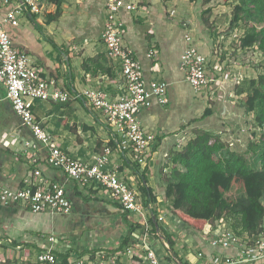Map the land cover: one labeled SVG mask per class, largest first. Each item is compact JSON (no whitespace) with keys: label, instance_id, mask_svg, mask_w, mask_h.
<instances>
[{"label":"crops","instance_id":"1","mask_svg":"<svg viewBox=\"0 0 264 264\" xmlns=\"http://www.w3.org/2000/svg\"><path fill=\"white\" fill-rule=\"evenodd\" d=\"M101 1L89 0L87 4L85 0H60L58 3L52 4L49 0H40L39 13L20 15L15 26L7 27L8 34L12 45L23 51L44 75L52 78L56 88L69 95L70 99L66 103H60L52 97L44 102H35L33 113L40 121L41 126L74 158L88 159L96 152H100L103 147H110L111 158L118 166L119 173L126 179L136 177L137 181H142L140 174L144 173L146 186L154 192L152 199L148 198L150 203L154 208L163 209L162 205H164L165 209V206L169 207L170 200L164 198L160 193L155 194V190L166 186L165 182H159V175L153 179L156 176L155 172H160L163 165V163L160 164V161H163L162 159L168 155L170 149L179 148L184 141L189 139L187 136L189 127L220 134L222 141L230 143L233 147L239 146V144H235L237 143L234 140L236 134H231L230 124L231 117H234L240 109L230 101H222L223 94L220 92L223 89L222 84L212 86V92H209L211 95L216 92L217 99L211 98L208 92L204 96L201 92L203 102L198 98H193L194 94H192L185 73L180 69L181 56L187 46L185 35L190 34L193 44L197 46L196 40L199 39L198 34L202 33V31L200 32L202 24H193L194 17L192 15V22H178L175 19L176 11L179 10L181 13L184 10L181 7V9L178 8L176 0H124L132 4L134 9L126 12L128 13V24L124 25L123 44L134 50L145 75L149 76L148 79H161L168 83L169 98L167 106L154 104L140 112V124L147 133L154 137V141L148 149L146 166L143 170L130 164L128 158L118 152L117 141L113 138L112 129L104 116L86 105L82 99L74 98L82 90L96 86L105 88L110 94H116L121 84L118 67L105 57V47L101 38H91L96 33L94 28L98 25V16L94 10L98 6V2ZM0 14H3V10H0ZM85 30H88V34L82 36ZM151 49L154 51V56L148 61L146 55ZM77 53L79 54L76 55ZM91 58H99L104 61V64L101 63L103 67H99L100 64L97 63V60L93 62ZM107 68L110 69L109 74L105 71ZM224 87L223 93L228 92L229 88ZM52 90L50 87L49 91ZM208 101H216L215 106L220 108V115L212 110L211 115L189 126L191 124L188 122H191L192 118L201 117L203 110L209 107ZM237 116L236 120L246 117V114ZM220 119L224 121L222 120V122ZM240 123V121L237 122L241 128L243 124ZM0 133H6L15 140L32 138L30 131L21 125L20 119L6 102L0 105ZM1 139L2 137H0ZM111 140H114L116 145H111ZM39 147L40 161L45 158V149L40 144ZM7 149L15 156L14 148ZM38 164L41 166L43 174L62 181L59 171L46 166V163ZM17 165L12 161L6 162L2 167V174L9 179H14L17 175ZM148 169H152L151 177H149V179L152 178V181L150 182L149 179L147 180ZM140 199L142 202H147L146 196L141 195ZM7 207L0 209V226L11 224L10 230H25L36 226L39 216H30L21 209ZM111 208L109 209L113 210L115 215L114 209ZM79 210L82 209L76 210V213ZM106 210V205L101 204L95 210L96 212L77 213L76 216L82 217L84 219L82 221L87 223L74 224L70 227H67V224H62L64 222H56L55 215H49V224H41V229L48 226L47 230L50 232L65 230V233L70 231L73 236L78 235L82 239L85 238L83 245H89L87 248L92 249L99 241L109 243L108 236L112 233L109 227L111 222L117 221V217H110ZM103 211L107 213H103ZM155 211L157 210L155 209ZM92 221H96L94 226L90 225ZM9 234L12 237H19V234L15 232ZM173 237L177 240L179 238L177 242L181 238L185 240V243L181 244L183 249H179L181 246H177L179 257L183 263L208 264L211 260L214 249L203 239L201 232L191 236L177 228ZM30 244L32 245L28 247H31L32 251H36L37 248L33 247L35 243L31 242ZM116 247L117 243L111 245L108 253L114 251ZM83 248L77 247L76 249L83 251ZM197 250L203 253L201 258L194 256ZM220 252L224 255H235V251L232 249H224ZM173 261L174 264L182 263L176 258ZM132 264L145 263L132 262Z\"/></svg>","mask_w":264,"mask_h":264},{"label":"built area","instance_id":"2","mask_svg":"<svg viewBox=\"0 0 264 264\" xmlns=\"http://www.w3.org/2000/svg\"><path fill=\"white\" fill-rule=\"evenodd\" d=\"M39 3L40 0H0V10H3V14H0V105L8 103L32 137L16 141L15 156L28 162L30 168L17 189L0 185V205H14L33 213L69 214L72 203L65 195L64 185L72 181L81 190L96 191L102 198L120 204L129 212V222L136 229L130 233L132 242L123 252H98L94 257H74L71 254L68 264H132L135 258L140 263L163 264L171 254L168 243L163 239V230L169 234L176 231L169 218L171 206H165L164 209L162 205L163 210L154 208L148 198L145 199L147 202H142V182H138L136 177L126 179L119 173L118 166L111 158L110 147H103L88 159L74 158L41 126L33 113L35 102H44L52 97L60 103H66L70 99L68 93L55 87L52 78L44 75L23 51L12 45L8 34L7 27L15 26L20 15L39 13ZM120 8L131 10L134 6L124 0H106L104 30L101 34L105 57L118 67L120 73L118 92L110 94L105 88L96 86L82 90L74 98L82 99L86 105L104 116L117 141L118 152L128 158L130 164L143 170L154 137L140 124L139 114L154 104L163 107L168 105V83L144 77L135 53L123 44ZM185 40L187 46L181 56L180 69L184 71L194 92H198L207 83L206 62L192 38L185 35ZM147 55L152 58L154 51L149 50ZM50 87L52 91H49ZM0 144L10 148L7 140H0ZM39 144L45 149V163L51 169L59 171L62 181L43 174L38 164ZM151 219L155 225L160 224V228L156 226L154 230ZM237 232L226 219L204 225L201 231L203 239L214 249L208 264H248L264 258V231L258 234ZM179 242L184 244V238ZM2 243H5L3 247L10 246L12 240L7 238L0 241ZM57 245H61L59 238L51 234L47 237L45 246L35 249V256L32 257L28 251L26 258L23 253L17 262L5 258L0 260V264H5L6 261H11L9 264H61L55 248ZM21 248L22 246H17L14 249ZM224 249L234 250L235 255L221 254L220 251ZM202 255L200 250L194 253L196 258H201ZM169 260L167 264L171 263Z\"/></svg>","mask_w":264,"mask_h":264},{"label":"trees","instance_id":"3","mask_svg":"<svg viewBox=\"0 0 264 264\" xmlns=\"http://www.w3.org/2000/svg\"><path fill=\"white\" fill-rule=\"evenodd\" d=\"M49 1L54 4L60 0ZM85 1L88 4L89 0ZM105 11L106 0H102L98 2V6L94 10V13L98 16V25L94 28L96 33L91 38H101L104 30ZM127 11V8H120L119 10V16L123 23L122 36H124L125 32L124 25L128 24ZM232 11L233 14L229 23L230 27L238 23L244 24L246 27L243 36L238 39V47L245 49L255 46L264 61V0H238V4L233 7ZM87 34L88 30H85L82 36ZM132 51L134 52V50ZM146 56L148 61H150L151 58L148 55ZM91 60L93 62L97 60V63L100 64L99 67H103L101 63L104 61L99 58H91ZM105 71L108 74L110 73L109 68ZM142 71L144 77L148 80L149 76L145 75L143 67ZM244 85L246 86L245 88L237 86L236 93L238 95L245 94L244 106L246 112L255 113L254 123L259 131L258 135L252 134L255 140L249 143L246 150H242L238 147L232 148L233 146L230 143L222 141L220 134L199 130L172 157L170 172L167 180H165L166 186L155 190V194L160 193L164 198L170 200L171 211L169 218L172 223L171 225L175 229H181L187 235L195 236L202 231L207 222L219 219L232 220L231 227L238 231L237 233L239 234L243 232L258 234L264 231V227L262 226L264 223V73L247 80ZM211 114L212 109L206 107L203 110L202 117L204 118ZM110 143L111 145H116L114 140H111ZM8 161L18 164L17 175L14 179H9L2 174V167ZM45 161V158L43 160L40 159L39 163H45ZM45 165L47 166V164ZM29 168L28 162L15 157L9 149L0 145L1 186L17 189L21 185L22 178ZM140 175L143 184L140 188L141 195L152 199L154 192L146 186L144 173ZM64 190L67 199L72 203V210L69 214L55 215V221L64 222L62 224H67V227L74 224L78 225L79 223L85 224L87 222L82 221L84 219L76 216V214L93 213L101 204H105L109 216L117 217V221H113L117 228H113L110 225L109 228L112 230V233L108 236V239H114V243H117L114 251L108 253L111 245H108L107 242L99 241L94 248L90 249L87 248L89 245H83L85 238L82 239L78 235L73 236L70 231H66L65 233V230L63 232H50L47 230L48 226L41 229V224H49V214L33 213L14 205H8V207L21 209L30 216H39L36 221L37 224L31 229H12L10 231L4 229L5 226H0V233L8 237L11 236L10 232L19 234V238L15 236L12 238V244L15 246L32 245L30 244L31 242H27V239H33L35 243L33 247L39 249L45 246L49 235H55L61 242V245L55 247L61 264H68V257L71 254L74 257L83 255L94 257L98 252L113 254L130 245L132 242L130 233L136 227L130 224L128 219L130 214L120 204L102 198L96 191H83L72 181L65 183ZM4 207V205H0V209ZM111 207L114 209L115 215L113 214V210L109 209ZM78 209L82 210L76 213ZM106 211H103V213ZM150 223L154 230L156 226L159 228L161 226L158 223L155 225L152 219ZM95 224L96 221L90 222L91 226ZM117 229L118 231H116ZM173 236V232L169 234L163 230V239L170 247L171 254L169 259L172 261L176 258L182 262L177 250V246H181L179 249H183L182 243L177 242V239ZM77 247H84V252L76 249ZM133 261L140 263V260L136 258ZM167 262L168 259L165 258L163 264H167ZM183 264H188V262H184ZM248 264H264V258Z\"/></svg>","mask_w":264,"mask_h":264},{"label":"rangeland","instance_id":"4","mask_svg":"<svg viewBox=\"0 0 264 264\" xmlns=\"http://www.w3.org/2000/svg\"><path fill=\"white\" fill-rule=\"evenodd\" d=\"M178 2V8L183 9L184 11L177 10L176 11V20L180 21H191L192 16L194 17L193 24H202V28L200 27L201 34L199 35V39L196 40L197 42V50L200 52L206 62V71H207V83L202 90L198 92H194L195 90L192 89V94H194L193 98H198L199 101L203 102L201 98L202 95L208 92V95L211 98L217 99V93L209 94L212 92V86L223 85V89L220 91L223 94L221 98L223 102H231L236 108L240 109L236 112L234 117H231L232 120H236L238 118L237 115H245L246 117L239 118L236 120L237 122L240 121L242 127L237 124L236 121L231 120V134L235 135V141L239 144L234 146L238 147L239 149L246 150L249 143L255 140V137L252 136L253 133L258 135V129L256 124L254 123L255 113H247L245 109V94H237V86H246L244 83L247 80L255 78L258 74L264 73V61L260 53L256 50V47H250L241 49L238 47V39L243 36L245 32V25L238 23L235 26L230 27V19L233 14V7L238 4V0H176ZM180 1V3H179ZM181 7V8H180ZM186 11V12H185ZM178 15V16H177ZM192 15V16H191ZM190 18V19H188ZM191 21V22H192ZM191 37L190 34H186ZM198 38V37H197ZM195 43V42H194ZM55 50H57L55 48ZM229 88L228 92L223 93L225 91V87ZM216 88V87H215ZM198 101V103H200ZM216 101H208L209 107L212 108L215 112L220 115V108H217L215 105ZM197 109V108H196ZM237 109V110H238ZM243 119V120H242ZM190 123L194 124V122H200L203 120V117H195L191 119ZM221 121L223 119H220ZM224 121V120H223ZM222 121V122H223ZM221 122V125L223 123ZM236 122V123H235ZM186 126V125H185ZM187 126V127H189ZM230 129V128H229ZM199 131L198 129H190L189 127V134L187 135L189 138L193 137L195 132ZM213 133V132H212ZM217 134V133H215ZM1 140L5 139L10 143V147L14 148L17 145V140L13 139L10 135L6 133H0ZM187 141V140H186ZM184 141V143L186 142ZM182 144V146L184 145ZM182 146L175 149L172 148L169 150L167 156H165L160 161V164L163 163L160 172L156 171V178L158 175L160 176L159 182H165L170 172L171 168V159L175 155L177 151L182 149ZM232 147V148H234ZM231 148V149H232ZM161 166V165H160ZM165 169V171H164ZM151 170L148 169L147 180L151 177ZM149 182L152 181V178L148 180ZM166 183V182H165ZM227 220V219H226ZM231 224L233 223L232 220H228ZM111 226L115 228L113 222H111ZM264 227V223L262 225ZM4 227V225H2ZM11 224H5L4 229L10 230ZM117 228V227H116ZM118 231V229L116 230ZM243 234H248L247 232H243ZM10 238L13 240V237L3 236L0 233V241L6 240ZM19 238V237H17ZM30 240V241H29ZM32 239H27V242H34ZM114 239H110L108 244L114 245ZM2 243L0 244V260L3 261L5 258H9L10 260H14L12 262H17L19 258H22L24 253V258L28 254V251L32 254V257L36 255V251H32L28 246H22L21 250H16L17 246H10L3 247ZM8 247V248H7ZM7 249V250H5ZM122 252L124 250H121ZM180 254V253H179ZM178 254V255H179ZM169 258V257H167ZM16 259V260H15ZM169 260V259H168ZM170 261V260H169ZM11 261H6L5 264H9ZM170 264H174L172 260Z\"/></svg>","mask_w":264,"mask_h":264},{"label":"bare ground","instance_id":"5","mask_svg":"<svg viewBox=\"0 0 264 264\" xmlns=\"http://www.w3.org/2000/svg\"><path fill=\"white\" fill-rule=\"evenodd\" d=\"M20 242V241H19ZM21 244V243H20ZM24 244V243H23ZM14 246V245H13Z\"/></svg>","mask_w":264,"mask_h":264},{"label":"water","instance_id":"6","mask_svg":"<svg viewBox=\"0 0 264 264\" xmlns=\"http://www.w3.org/2000/svg\"><path fill=\"white\" fill-rule=\"evenodd\" d=\"M178 264H182V263H178Z\"/></svg>","mask_w":264,"mask_h":264}]
</instances>
